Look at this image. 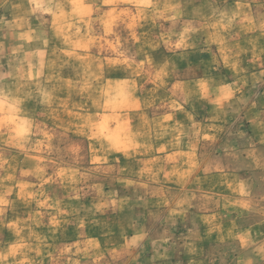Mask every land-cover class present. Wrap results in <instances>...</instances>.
<instances>
[{
    "label": "rangeland",
    "instance_id": "obj_1",
    "mask_svg": "<svg viewBox=\"0 0 264 264\" xmlns=\"http://www.w3.org/2000/svg\"><path fill=\"white\" fill-rule=\"evenodd\" d=\"M29 1L12 6L8 1L0 9V245L26 237L27 232L12 230L13 223H46L34 232L40 255L53 254L60 241L76 237L85 254V241L96 235L106 238L113 227L130 232L142 227L147 236L132 240L117 264H264V111L252 122L258 155L247 150L244 161L227 169L245 171L248 200L230 197L234 185L225 193L218 179L194 184L181 208L174 207L183 218L167 211L169 205L153 213L157 201L143 199L155 188L141 177L156 169L140 166L124 133L123 120L131 119L132 110L140 127L162 110L181 119L190 111L197 119L215 97L214 104L224 103L227 119L213 150L232 145L227 136L238 130V121L252 117L251 101L264 88V69L246 71L264 57L237 55L235 40L223 39L252 27L237 26L245 13L240 3L151 0L146 7L117 8L105 30L96 26L101 33L93 40L92 23L81 21L88 10L65 7L67 0H31L32 13ZM16 13L27 21L21 40L11 34L9 19ZM193 80L201 83L195 86ZM137 96L141 99L131 98ZM108 112L111 120L102 115ZM117 119L116 127H109ZM232 206L248 209L234 218L238 236L210 240L211 232L201 231L200 224L219 223L199 214ZM26 248L17 252L26 254ZM70 250L71 244L62 247L63 254Z\"/></svg>",
    "mask_w": 264,
    "mask_h": 264
},
{
    "label": "crops",
    "instance_id": "obj_2",
    "mask_svg": "<svg viewBox=\"0 0 264 264\" xmlns=\"http://www.w3.org/2000/svg\"><path fill=\"white\" fill-rule=\"evenodd\" d=\"M8 1L12 6L13 2L16 0H0V9L6 8V6H8ZM30 1V11L34 13V5L33 3L30 4ZM49 1H47V3ZM52 1H59L61 4H64L66 0ZM67 1L69 4L65 3V7L88 10L84 13V16H82L83 18H81V21L89 24L92 23L91 33H93V40L101 33V31L99 32L97 30L96 26L105 30L104 25L106 23H112L108 20L110 14L114 13L117 8L146 7L153 3H149L151 0H74L76 4H70V1L73 0ZM160 1L161 0H157V2ZM235 3H240L245 10V13L242 12L241 17L237 19V26L250 23L252 27L246 32L239 28L235 35H229V37L227 36L223 39L235 40L237 46L234 48L236 49L239 47L240 42H244L241 48L242 51H240V48H238L237 51L235 49L234 53L237 55L251 56L252 61L253 57H264V27H261V23H264V11L260 12V9H258L259 6L264 9V0H237ZM159 5V3L156 4V6ZM9 22L13 30L11 32L12 36L21 40L22 37L18 35L23 36L26 34L27 21L22 14L16 13L9 19ZM188 37L189 39H194L192 35ZM81 38L84 39L85 36ZM260 60L261 63L248 66L246 71L250 70L254 73L264 69V58ZM181 82L182 84L183 82L186 84V81ZM178 83L180 82L173 81L172 85H178ZM200 83L201 82L198 80H193L191 82V84H195V86H198ZM231 84H233V81H231ZM248 85V83H241V87H247ZM209 86L210 83L207 84V87ZM131 98L141 99V96ZM214 103L215 97H211L207 110H205L201 118L197 119L190 111H186L187 113L185 114L182 113L185 119L183 116L181 119V115L177 112L162 110L152 113L151 116L145 118L144 123H146L140 127L138 125L139 121L133 117L135 110H132V113L130 112L131 119L125 118L123 120L127 122L126 125L124 124V133L127 134L126 136L130 137V152L132 157L138 155L137 160H139L140 166L143 168H148V165H150V168L156 169L154 174L150 171L149 174L141 177V179H146L148 182L150 181L152 188H155L154 191L150 192V194H145L142 191L143 187H140V192L145 195L143 199L157 201L153 206V213H161L162 209L169 205L167 211H174L177 214L175 215L176 217L183 218L185 213L178 209L176 211L174 207L177 206V208H181L183 204L181 200L189 190L195 189L193 186L194 184H200L202 187L203 184L208 185V182L216 179L220 180L219 182L222 183V190H225V193H230L229 186L231 187V185H234L235 189L232 190V192L235 193L230 197L236 198L237 200H248L246 196L248 193L245 186V171L241 169V171L236 170L234 172H228L227 169L235 167V164L238 165L237 161H244L245 158H247L246 155H244V153H247V150L255 152L256 156L258 155L259 147L257 144H259V141L255 139L256 134L258 135V133H256L258 129L254 127L252 122L256 124L258 113L264 111V88L260 94L251 101L253 118H247L244 122L238 121L236 123L238 124L237 126H239L238 130L236 129V131L230 133V136H227V140L232 142V145L228 148L225 147L223 149L213 150V146L216 142H219V140L224 137V124L227 119L223 111L225 110L224 103L221 102L219 105ZM139 109H141V107ZM110 112L102 115H106L107 118L111 120L112 114ZM127 114H129V112H127ZM102 115H99V117ZM142 116L143 114H141V117ZM118 123V119L115 124L110 122L109 127L115 128ZM243 123L245 125L243 127H245L246 134L243 133ZM195 126H198V128L195 129ZM193 133H196V135H193ZM246 143H248V146H245ZM231 155H234L236 158L230 159L228 156ZM131 160L133 161L134 159ZM227 160L232 161L228 162ZM233 161L236 163H233ZM204 169L210 170L207 171ZM200 171L204 173L201 176L198 174ZM227 173L236 175L230 177L227 176L229 175ZM242 174L244 178L241 177ZM237 175L240 181L237 179ZM164 200L165 203H160V201ZM186 205L188 208H191L192 203ZM24 212L30 214L33 211ZM20 213H23V211ZM246 213H248L246 207L240 208L233 206L227 207L223 211L210 210L209 212H202L199 214L200 217L207 219L213 216L215 220L218 221L219 225L214 227L203 223V225L200 224V226H202L201 231L207 233L211 232V234H208L212 241L232 240L238 236L239 230L241 229V227L237 226L234 218H236L237 215ZM228 215L233 217L228 218ZM35 223L36 222L30 221L26 226L25 224L13 223L12 230H17L19 232L25 231L27 235L26 237L24 236L18 239V242L11 241L12 243L8 246L0 245V264H117L119 260L126 257L124 254H126V251L131 247V241L135 238L143 239L149 232L145 231L146 229H142V227L137 228L135 232H130V230H116L117 227H113L114 231L108 232L106 238H100V236L96 235V238H92L90 243L89 240H86V246L84 247L86 250L85 254L79 253L78 248L80 240L76 237V239L71 241H60V249L53 254L40 255L36 251L37 243L34 232L37 226L43 227L46 226V223ZM23 240L26 241L23 242ZM65 244H71L74 251L70 250L69 254H63L62 247ZM88 244H90L89 248L87 246ZM25 245H27V253L19 254L20 251L17 252L19 247L23 249ZM68 248L71 249L72 247L70 246L67 247V249ZM195 261L200 262L201 260L197 257Z\"/></svg>",
    "mask_w": 264,
    "mask_h": 264
}]
</instances>
